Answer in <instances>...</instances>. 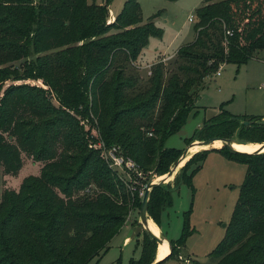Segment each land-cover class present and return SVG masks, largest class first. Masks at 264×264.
<instances>
[{
    "label": "trees",
    "instance_id": "1",
    "mask_svg": "<svg viewBox=\"0 0 264 264\" xmlns=\"http://www.w3.org/2000/svg\"><path fill=\"white\" fill-rule=\"evenodd\" d=\"M109 1L41 0L34 7L33 0H0V84L11 73L41 79L61 106H81L105 145L118 146L144 174L162 175L183 152L165 147L166 138L195 108L203 79L224 63L240 66L264 49V0H205L195 11L194 40L176 51V70L166 77L167 68L157 56L143 87L126 69L162 30L152 21L141 23L138 0H125L107 23ZM43 94L42 87L22 83L7 87L0 100V166L15 173L22 165L21 151L43 161L38 175L26 176L17 190L2 193L0 264H87L108 249L131 202L139 208L141 203L129 196L128 186L99 151L88 147L89 133L81 126L65 135L67 147L55 159L69 116H58ZM245 119L220 109L187 145L209 138L263 143L264 126ZM1 132L9 133L6 140ZM10 133L18 137L16 147L9 142ZM211 151L244 163L246 173L207 264H264V152L203 149L180 168L177 185L192 186L193 174ZM177 185L151 188L147 213L155 226L160 227ZM189 233L185 217L181 235L169 240L170 252L159 264L176 255ZM157 246L144 231L140 253L128 264L154 262ZM190 264L200 263L191 259Z\"/></svg>",
    "mask_w": 264,
    "mask_h": 264
},
{
    "label": "rangeland",
    "instance_id": "2",
    "mask_svg": "<svg viewBox=\"0 0 264 264\" xmlns=\"http://www.w3.org/2000/svg\"><path fill=\"white\" fill-rule=\"evenodd\" d=\"M40 1L33 0L34 7H37ZM91 1L101 4L104 0H88L89 3ZM204 1L138 0L142 17L141 23L152 21L162 30L161 36H151L149 38L140 55L141 61L129 65L126 69L127 74L138 77L140 87L146 84L151 67L148 65L155 60L158 54L172 55L170 58L162 60L167 68L166 77L176 70V64L174 63L177 57L176 51L185 44L192 42L196 35L193 28L195 20L189 21L188 18L190 15L195 17L196 9L203 5ZM124 2L125 0L109 1L107 23L114 21V18L122 10ZM115 31L112 30V32ZM162 55L160 56L161 59H163ZM23 61L22 59L14 62L12 70L20 67ZM142 64L144 67H142ZM8 66L5 65V67ZM220 69L219 75L214 73L203 79L201 85L197 88L199 95L194 100L195 108L188 114L179 129L166 138L165 147L183 151L187 147L188 140L194 136L203 122H207L213 116L218 115L220 109L226 110L233 116L246 117L245 120L247 121L245 123H248L249 119H253L252 122L264 126V49L256 52L246 63L240 66L233 63H224ZM22 83L42 87L46 102L58 111V116H69L68 122L61 129L63 133L60 137L61 140L56 144L55 159H58L67 147L65 135L69 132L77 133L75 126H81L84 132L90 133V126L88 128L87 125L88 121L81 114V106H74L73 108L61 106L56 101L55 94L48 86L43 84L41 79H19L11 73L0 84V100L7 87L21 85ZM8 134L7 132H1L5 140ZM10 134L12 136L8 138L9 142L16 147L18 137L14 133ZM88 137V147H90V136ZM251 144L255 146L262 143ZM194 145L197 147L196 142H194L190 148ZM194 150L196 152L202 151L203 147L198 145V149L194 148ZM21 157L22 165L13 174L6 173L3 167L0 166V200L4 191L17 190L24 177L39 174L43 161L35 160L32 155L24 151H21ZM199 164L200 168L192 176V186L187 185L185 182H179L177 185L174 178L179 171L169 181L171 187L176 185L177 187L172 192L171 205L161 213L160 228L168 240H176L182 233L185 217H187L190 233L186 236L184 245L176 248V255L161 264H190L191 259H196L200 264L209 263L208 253L221 240L230 220L239 187L246 173V165L227 159L215 151L208 152L205 159ZM171 167L172 165L169 170ZM194 167L192 165L189 171ZM116 172L122 178L126 187L128 186L129 196L134 197L136 195L135 198L139 199L140 203L143 198L141 191L149 181L162 179V177L165 179L168 176V172L162 175L146 173L145 176H137V178L129 176L126 171L120 169ZM90 188L94 191L98 189L94 184H91ZM133 203L134 201L129 206L123 226L108 242V249L90 259L87 264H128L132 257L135 258L139 255L145 230L139 220L140 208ZM148 218L153 220L149 214ZM126 234L132 238L130 244L126 243ZM159 247L158 244L157 253Z\"/></svg>",
    "mask_w": 264,
    "mask_h": 264
},
{
    "label": "water",
    "instance_id": "3",
    "mask_svg": "<svg viewBox=\"0 0 264 264\" xmlns=\"http://www.w3.org/2000/svg\"><path fill=\"white\" fill-rule=\"evenodd\" d=\"M214 141H221L222 143V146H226L228 147L229 149L231 150H234L236 152H239V153H247V154H254V153H262L264 152L263 148H264V142L262 143V147L257 150V151H254V152H245V151H240L238 149H235L233 147V143L235 142L233 139L231 138H226V139H220V138H210V139H206V140H201V141H193L192 143H190L189 145H187V147L183 150V152L181 153V155L174 161V163H172V167L171 169L168 171V175L169 176H172V178L177 174V172L180 170V168L182 167H179V163L180 161L187 155L188 153V149L189 147L194 144V142H198V145L200 146H208V145H211L214 143ZM237 143H241V142H237ZM214 148H218V147H214ZM204 149H208V148H204ZM171 178V179H172ZM170 179V180H171ZM170 180H166V179H156V180H151L149 183H148V187L147 189L145 190L144 194H143V198H142V201H141V205H140V209H139V220H140V223L142 225V227L144 228V230L152 237L156 240L157 242V245L159 243H162V242H167L168 243V246H169V249H170V242L169 240L165 237V235H163V233L161 232L160 235H156L154 234L148 227V213H147V207H148V199H149V193H150V190L151 188L154 186V185H157V184H160V183H168ZM225 226V224L223 225V227ZM170 252V251H169ZM169 254V253H168ZM165 258V257H164ZM163 258V259H164ZM163 259H158V260H154V262L150 263V264H159Z\"/></svg>",
    "mask_w": 264,
    "mask_h": 264
},
{
    "label": "built area",
    "instance_id": "4",
    "mask_svg": "<svg viewBox=\"0 0 264 264\" xmlns=\"http://www.w3.org/2000/svg\"><path fill=\"white\" fill-rule=\"evenodd\" d=\"M188 20L193 21V20H195V17L193 15H190ZM227 33L230 34L229 31H227ZM220 68L217 70V72H215L216 75L220 74V71H221ZM148 73H150V72H148ZM87 125H88V128L90 126V129H89V131H90V133H89V136H90L89 146H90V148L98 150L101 157L105 160V162L108 164V166L112 170L117 171L120 169L122 171H126V173L129 176H135V177L146 175L142 172V170L134 162V160H132L131 158L126 157L122 154V152L118 146H115V145L107 146V145H105V143L100 138L97 127L95 125H91L89 122L87 123ZM149 135H151V133H149ZM148 183L144 186V189L141 191L142 195L144 194L145 190L147 189ZM132 186H133V184H132Z\"/></svg>",
    "mask_w": 264,
    "mask_h": 264
},
{
    "label": "bare ground",
    "instance_id": "5",
    "mask_svg": "<svg viewBox=\"0 0 264 264\" xmlns=\"http://www.w3.org/2000/svg\"><path fill=\"white\" fill-rule=\"evenodd\" d=\"M196 145H197V147H195V145H194V147H192V148H190L189 147V149H188V153H187V155L180 161V163H179V167H181L187 160H188V158L191 156V154L192 153H194V152H196L195 150H194V148H197L198 149V142H196ZM200 146V145H199ZM222 146V143H221V141H214V143L213 144H211V145H208V147H204V146H201V147H203V149L204 148H214V147H221ZM233 147L235 148V149H238V150H240V151H245V152H254V151H257V150H259L261 147H262V144H256L255 146H252V145H250V143L249 142H245V143H237L236 141L233 143ZM194 150V151H193ZM201 150V149H200ZM263 150H264V148H263ZM193 151V152H192ZM172 178V176H167L165 179L166 180H170ZM162 179H163V177H162ZM148 227H149V229L154 233V234H156V235H160V231L157 229V226H155L154 225V223H153V221L152 220H150L149 218H148ZM159 252H158V254H157V259H163L164 257H166L167 255H168V253H169V251H170V249H169V246H168V243L167 242H162V243H159Z\"/></svg>",
    "mask_w": 264,
    "mask_h": 264
},
{
    "label": "crops",
    "instance_id": "6",
    "mask_svg": "<svg viewBox=\"0 0 264 264\" xmlns=\"http://www.w3.org/2000/svg\"><path fill=\"white\" fill-rule=\"evenodd\" d=\"M143 50V49H142ZM141 53H142V51H141ZM141 55V54H140ZM162 54H158L157 56H161ZM156 56V57H157ZM163 56V59L162 60H165V59H167V58H170L172 55H169V56H164V55H162ZM156 57H155V59H156ZM138 62H140L141 61V56H139L138 57V60H137ZM155 62V60H153V62H151V64L152 63H154ZM151 64L150 65H148V66H151ZM142 67H144L143 66V64H142ZM156 224V223H155ZM156 226L158 227V229L162 232V230H161V228L156 224ZM125 240H126V243H131V241H132V238H131V236H128L127 234L125 235ZM156 253H157V251H156ZM138 257V256H137ZM155 260H158L157 259V257H156V255H155Z\"/></svg>",
    "mask_w": 264,
    "mask_h": 264
}]
</instances>
